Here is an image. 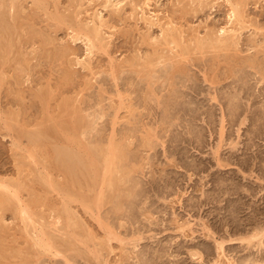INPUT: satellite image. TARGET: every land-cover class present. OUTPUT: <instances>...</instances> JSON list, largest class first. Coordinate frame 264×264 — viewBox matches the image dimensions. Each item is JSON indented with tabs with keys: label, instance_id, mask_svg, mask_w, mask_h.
<instances>
[{
	"label": "rangeland",
	"instance_id": "1",
	"mask_svg": "<svg viewBox=\"0 0 264 264\" xmlns=\"http://www.w3.org/2000/svg\"><path fill=\"white\" fill-rule=\"evenodd\" d=\"M13 1L0 264H263L264 0Z\"/></svg>",
	"mask_w": 264,
	"mask_h": 264
},
{
	"label": "bare ground",
	"instance_id": "2",
	"mask_svg": "<svg viewBox=\"0 0 264 264\" xmlns=\"http://www.w3.org/2000/svg\"><path fill=\"white\" fill-rule=\"evenodd\" d=\"M37 1H38L39 6L42 5V3H43L42 1H40V0H37ZM2 2H3V1H2ZM12 2H14V1L11 0V4H13ZM35 2H36V1H35ZM106 2H107V3H110L111 0H106ZM11 4H10V5H11ZM38 4H37V5H38ZM118 5H119V3H118V4H115L114 7H117ZM0 6H2V4H1ZM13 6H14V5H13ZM13 6L11 5L10 7L12 8ZM19 6H20V5H19ZM1 8H2V7H1ZM2 9H3V8H2ZM2 9H1V10H2ZM6 9H7V8H6ZM13 9H14V8H13ZM117 10H118V9H117ZM15 11H16V10H15ZM1 12H2V11H0V13H1ZM242 12H243V11H242ZM17 14H18V13H17ZM1 16H2V15H1ZM3 16H4V15H3ZM15 16H16V15H15ZM238 16H239V15H238L237 11L233 9V10L231 11V16H230V17H231V18H237ZM7 18H8V17H7ZM3 20H5V19H3ZM3 20L0 18V31H1V30L4 31ZM234 20H235V19H234ZM236 22H237V21H236ZM100 23H101V22H100ZM94 31H95V30H94ZM221 31H222V30H221ZM95 32H96V31H95ZM3 33H5V32H3ZM92 33H93V32H92ZM167 33H168V32H167ZM169 33H170V32H169ZM223 33H226V32L224 31ZM96 34H97V33H96ZM229 35H230V34H229ZM232 36H233V35H232ZM229 37H230V36H229ZM227 38H228V37H227ZM4 41H5V39H4ZM87 41H88L89 43L91 42V40L88 39V37H87ZM204 42H205V41H204ZM92 43H93V42H92ZM214 43H215L216 45H221V47L223 46V47H227V48H228V47L231 45L232 40L224 38V39H222V40H221V39L215 40ZM0 44H1V43H0ZM200 44H201V43H200ZM211 44H212V43H211ZM232 44H233V43H232ZM200 46H201V45H200ZM205 48H206V47H205ZM233 60H234V59H233ZM244 65H246V64H244ZM250 66H251V65H250ZM227 97H228V96H227ZM41 98H42V97H41ZM230 100H231V99H230ZM229 103H230V101H229ZM232 104H234V103H232ZM235 104H236V103H235ZM235 104H234V105H235ZM237 105H238V104H237ZM231 107H232V106H231ZM229 108H230V105H229ZM234 108H235V107H234ZM236 108H237V106H236ZM232 110H233V109H232ZM230 111H231V110H230ZM228 112H229V111H228ZM230 114H231V113H230ZM234 116H235V115H234ZM235 122H236V121H235ZM81 123H82V122H81ZM77 124H78V123H77ZM221 124H222V123H221ZM220 127H221V126H220ZM220 131H221V130H220ZM43 132H44V131H43ZM28 133H29V132H28ZM31 135H32V134H31ZM33 135H34V134H33ZM37 135H38V134H37ZM21 136H22V135H21ZM74 136H75V135H74ZM32 137H33V136H31V138H32ZM34 137H35V136H34ZM27 138H28V137H27ZM41 138H42V137H41ZM46 138H47V137H46ZM146 140H147V139H146ZM35 141H36V140H35ZM32 143H33V142H32ZM41 143H42V142H41ZM109 143H110V142H109ZM58 148H59V147H58ZM121 148H122V147H121ZM114 149H116V148H114ZM65 150H66V149H65ZM117 150H118V149H117ZM53 151H54V150H53ZM68 151H69V150H68ZM54 152H55V151H54ZM114 152H115V151H114ZM119 152H120V151H119ZM56 153H57V152H55L54 155H56ZM112 153H113V152H112ZM69 154H70V153H67V152H62V153H61V152H58V153H57V158H61L60 155H61L62 157L64 156L65 158L70 156L71 158H70L69 162L71 161V163L68 164V162H67V164H66L67 166H66V165H64V166L68 169L69 172H71L72 170H73V171L75 170V168L73 167V166H75V165H73L72 163H74V162H73L74 159L77 161L78 158H76V156H74V155L71 156V155H69ZM112 155H114V154H112ZM116 155H117V154H116ZM116 155H115V156H116ZM109 157H110V156H109ZM117 157H118V156H117ZM113 159H114V158H113ZM121 159H122V158H121ZM57 160H58V159H57ZM57 160H56V161H57ZM82 160H83V159H82ZM67 161H68V160H67ZM78 161H79V160H78ZM94 161H95V160H94ZM112 161H113V160H111V162H110V161L108 160V162H107V159H106V161H105V167H104V172H105L104 174H105V175H102V176H103V177H102V180H101V182H99V183H101V185H102L101 187H103V188L106 187V188H109V189H110L111 187H112V188H116L115 186H117L116 183L114 182V180H111V179L108 178V176H107L108 174L110 175V172H111V171H110V170H111L110 167H113V163H112ZM59 162H60V161H59ZM91 163H93V162L91 161ZM91 163H89V164H91ZM59 164H60V163H59ZM61 164H62V163H61ZM61 164H60V165H61ZM87 164H88V163H87ZM57 165H58V163H57ZM62 165H63V164H62ZM69 165H70V166H69ZM76 165H77V164H76ZM80 165H81V164H80ZM83 165H84V164H83ZM83 165H81V166H83ZM91 165H92V164H91ZM91 165H86V166L84 165V169H85V167L87 168V166H89L91 169H93V168H92L93 165H92V166H91ZM58 166H59V165H58ZM64 166H63V167H64ZM65 167H64L63 169H65ZM90 168H89V169H90ZM60 169H61V168H60ZM82 169H83V168H82ZM70 170H71V171H70ZM77 170H78V169H77ZM87 170H88V169H87ZM80 171H81V170H80ZM80 171H79V172H80ZM131 171H132V170H131ZM69 172H68V173H69ZM79 172H78V173H79ZM94 172H95V169H94L93 172L91 171V174L93 173V175H95ZM72 173H73V172H72ZM81 173H82V172H80L79 174L81 175ZM66 174H67V173H66ZM74 174H75V173H74ZM80 175H79V176H80ZM76 176H78V175H76ZM79 176H78V177H79ZM67 177H68V176H67ZM82 177H83V176H82ZM87 177H88V176H87ZM106 177H107V178H106ZM73 178H74V177H73ZM99 178H100V177H99ZM78 179H79V178H78ZM76 180H77V178H76ZM89 181H90V180H89ZM77 182H78V181H77ZM79 182H80V181H79ZM88 183H89V182H88ZM73 184H76V183H73ZM90 184H91V183H90ZM103 185H104V186H103ZM72 186H73V185H72ZM74 187H75V186H74ZM117 187H118V186H117ZM106 188H105V189H106ZM87 189H88V186H87ZM101 190H102V189H100V191H101ZM82 192H83V191H82ZM101 192H102V191H101ZM67 193H68V192H67ZM71 193H72V192H71ZM98 193L100 194V192H98ZM109 193H110V192H109ZM107 194H108V193H107ZM92 195H94V194H92ZM97 195H98V194H97ZM102 195H103V193H101V196H102ZM70 196H71V195H70ZM75 196H76V195H75ZM98 196H99V195H98ZM98 196H97V197H98ZM101 196H99V198H100ZM80 197H81V196H80ZM120 198H121V197H120ZM73 200H75V198H74ZM78 200H79V199H78ZM85 204H86V203H85ZM128 204H129V203H128ZM231 205H232V204H231ZM229 208H230V207H229ZM119 209L121 210V208H119V206H118V209H116V212H117V210H119ZM64 210H66V209H64ZM116 212H115V213H116ZM23 213H24V211H23ZM64 213H65V212H64ZM24 214H25V213H24ZM27 214H28V213H27ZM110 214H111V212H110ZM234 215H235V214H234ZM117 216H118V215H117ZM142 216H143V215H142ZM148 216H149V215H148ZM67 217H68V215H67ZM127 217H128V216H127ZM24 219H25V218H24ZM144 219H145V218H144ZM129 220H130V219H129ZM122 221H123V220H122ZM176 223H177V222H176ZM184 224H185V223H184ZM112 225H113V224H112ZM69 226H70V225H69ZM76 226H77V225H76ZM189 226H190V225H189ZM109 227H110V226H109ZM183 227H184V226H183ZM185 228H187V227H185ZM189 228H190V227H189ZM204 228H205V227H204ZM107 229H108V228H107ZM71 230H72V229H71ZM254 230H255V229H254ZM257 230H258V229H257ZM108 231H109V230H108ZM112 231H113V230H112ZM72 232H73V231H72ZM133 232H134V231H133ZM192 232H194V231H192ZM255 232H257V231H255ZM106 233H107V232H106ZM109 233H110V234H109ZM77 234H79V233H77ZM108 234H109V236H110V235H111V232H108ZM108 234H107V235H108ZM116 235H117V234H116ZM250 235H251V234H250ZM250 235H249V236H250ZM75 236H76V235H75ZM79 236H80V235H79ZM79 236H78V237H79ZM111 236H112L113 239H115L113 235H111ZM109 238H110V237H109ZM210 238H211V237H210ZM212 238H213V237H212ZM116 239H117V238H116ZM239 239H240V238H239ZM263 239H264V229H260V231H258V232L255 233V234L253 233V235H251L249 238H247V239H241V240H242L243 242H247V244H251V243L254 242V240H255V241H257V243H258L259 245H263V244L261 243V242H262L261 240H263ZM106 240H108V239L106 238ZM109 240H110V239H109ZM123 240H124V239H123ZM123 240H122V241H123ZM90 241H91V240H90ZM102 241H103V240H102ZM114 241H115V240H114ZM117 241H118V240H117ZM119 241H120V240H119ZM122 241H121V242H122ZM214 241H215V240H214ZM229 241H231V240H229ZM40 242H41V241H40ZM75 242H76V241H75ZM80 242H81V241H80ZM88 242H89V241H88ZM115 242H116V241H115ZM136 242H137V241H136ZM138 242H139V241H138ZM215 242H216V241H215ZM227 242H228V241H227ZM263 242H264V241H263ZM229 243H231V242H229ZM73 244H74V243H73ZM91 244H92V243H91ZM252 244H253V243H252ZM105 245H106V244H105ZM127 245H128V244H127ZM253 245H254V244H253ZM103 246H104V245H103ZM215 246H216L217 251L221 252V250L223 249V248H222V246H223V242H222V243H217ZM256 246H257V245H256ZM192 247H193V246H192ZM90 249H92V247H91ZM78 250H79V249H78ZM132 250H133V249H132ZM92 252H93V251H92ZM198 252H199V251H198ZM93 253H94V252H93ZM125 253H126V252H125ZM221 255H222V254H221ZM196 256H197V257L199 256L198 253H192V254H191V257H193V258H195ZM136 257H137V256H136ZM217 257H218V256H217ZM249 257H251V256H249ZM188 258H189V257H188ZM198 258H200V256H199ZM220 258H221V257H220ZM223 258H224V257H223ZM123 260H124V259H123ZM144 260H145V259H144ZM215 260H216V259H215ZM215 260H214V261H215ZM241 260H242V259H241ZM255 260H258V259H255ZM255 260H254V262H252V263L242 262V261H241V262H242L241 264H261V262H263V261H261L260 259H259V260H260L261 262H260V261H259V262H258V261L255 262ZM218 261H219V260H218ZM226 261H227V259H226ZM252 261H253V260H252ZM123 262H125V261H123ZM127 263H128V262H127ZM224 263H225V262H224ZM215 264H216V263H215ZM221 264H222V263H221ZM228 264H233V263H231V262L229 261ZM263 264H264V263H263Z\"/></svg>",
	"mask_w": 264,
	"mask_h": 264
}]
</instances>
